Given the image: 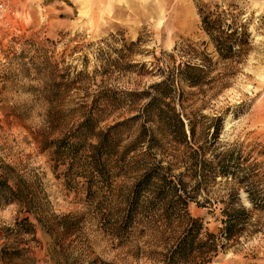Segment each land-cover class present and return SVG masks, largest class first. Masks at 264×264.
Segmentation results:
<instances>
[{"label": "rangeland", "instance_id": "374dc122", "mask_svg": "<svg viewBox=\"0 0 264 264\" xmlns=\"http://www.w3.org/2000/svg\"><path fill=\"white\" fill-rule=\"evenodd\" d=\"M18 1L16 12L0 9V181L30 192L33 201L28 211L0 192V264H157L146 238L121 245L110 237L103 223L108 213L66 185V167L56 166L46 146L79 124L104 90L120 92L113 98L124 107L109 109L102 126L135 116L145 101L134 105L124 92L147 90L160 80L156 65L165 68L169 55L180 62L183 48L217 61L202 29V7L219 6L247 23L252 44L228 78L220 80L225 64L219 62L212 84L188 96L190 116L199 133L221 117V150L235 149L254 190L264 194V0ZM72 80L81 83L67 90ZM141 122L123 129V140L137 134ZM233 188L234 182L217 178L211 204L192 202L190 214L218 232ZM240 198L252 212L254 233L210 264H264V208L254 210L243 190Z\"/></svg>", "mask_w": 264, "mask_h": 264}, {"label": "trees", "instance_id": "16d2710c", "mask_svg": "<svg viewBox=\"0 0 264 264\" xmlns=\"http://www.w3.org/2000/svg\"><path fill=\"white\" fill-rule=\"evenodd\" d=\"M199 14L217 61L203 51L183 48L178 52L180 62L169 55L165 68L156 65L160 80L147 90L124 92L134 105L145 101L135 116L102 126L109 109L124 107L123 100L113 98L120 92L104 90L79 124L46 146L56 166L66 167V185L85 192L90 206L108 213L103 223L110 237L121 245L146 238L143 245L157 264H210L253 234L252 212L241 203V190L254 210L264 208V194L254 190L235 149L219 146L221 117L211 118L213 124L199 133L188 98L212 84L210 74L219 62L225 64L220 80L242 65L251 50L252 34L247 23H238L219 6L199 8ZM78 83L70 81L67 90L76 89ZM64 87L59 84L57 89ZM136 121H142L137 134L123 140V129ZM219 177L234 182L236 188L222 210V227L214 232L188 208L192 202L201 207L211 204L209 188ZM1 191L9 195L8 202L27 205L30 211V192L13 190L0 181Z\"/></svg>", "mask_w": 264, "mask_h": 264}, {"label": "bare ground", "instance_id": "6f19581e", "mask_svg": "<svg viewBox=\"0 0 264 264\" xmlns=\"http://www.w3.org/2000/svg\"><path fill=\"white\" fill-rule=\"evenodd\" d=\"M18 0H0V9L2 13H13L18 8Z\"/></svg>", "mask_w": 264, "mask_h": 264}]
</instances>
